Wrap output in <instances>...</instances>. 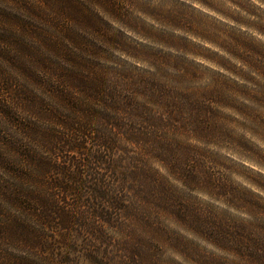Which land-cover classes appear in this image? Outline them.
Instances as JSON below:
<instances>
[{
	"label": "rangeland",
	"instance_id": "rangeland-1",
	"mask_svg": "<svg viewBox=\"0 0 264 264\" xmlns=\"http://www.w3.org/2000/svg\"><path fill=\"white\" fill-rule=\"evenodd\" d=\"M89 2L91 3L93 0H89ZM125 2L126 0H104L106 10L100 8L99 5H94L98 9L99 14H102L113 26H118L124 34L119 31L114 33L111 30H105L110 25L92 12L88 7L87 0H52L47 2V4L42 1L40 2V0H0V47H2L3 42L1 38H5L8 40V45L17 41L35 46L38 50H44V46L38 39H35L30 34L22 33L19 23H25L29 27L36 26L41 28L50 37H58L60 35L59 30L63 34L71 31L72 33L75 32L74 34L79 38V43H77L78 49L77 47L74 48V45L70 43L68 44L70 46L68 49L79 57L93 63L97 70L102 71L103 69L106 71L108 77L120 85L118 88L120 98L123 100L131 96L134 98V105L132 107L135 109L134 115L130 112V114L126 112L121 114L127 117L138 114L136 127L133 130L141 134L142 102L144 101L142 98V76L165 78L171 84L172 81L170 78L179 72L176 68H180L181 71L187 68L191 76L187 82L202 87L209 80L214 81L213 88H216L223 96V100L229 104L227 106L214 105V108H217L221 115L219 122L222 126V130L216 132L214 137H222L224 130L230 129V135L233 138L230 141L231 143L235 144L236 138L243 134L244 140L249 145H253L259 149L261 154H264V140L258 134L251 131L249 127L237 123V120L243 118V111H246L241 109V105L244 102L252 103L249 100V96L253 95L247 88L238 87L237 85L245 84L251 86L253 84V74L261 80H264V39H261V37H264V32L256 27L246 26L234 18L236 9H239L241 13L245 11L243 8H240L239 0H206L204 4L206 18L193 20L190 24L186 23L184 26L165 23L163 27L166 31L163 34L154 29L149 30L139 24L133 29L121 23L116 16L124 13L123 4ZM57 3L68 8L71 5H76L80 9L79 17H77L79 18L77 19L79 24L74 20H70L65 16H59L61 14L54 12V6ZM145 3H152L159 11H164V8L170 6V0H145ZM42 4L53 9L51 10L52 17H46L43 13H41V17L33 14L31 11L32 8H38L39 12H42L40 7ZM232 5H235V7H232ZM141 15L145 16L144 13H141ZM10 19L13 21H10ZM145 19L153 23H158L151 15L145 16ZM237 25L239 26V31H234ZM72 26H75L78 31L72 28ZM245 28L248 29V34L242 35L241 33ZM167 30H170L172 35H168ZM79 31L85 32L86 35ZM127 36L133 37L137 42L132 41ZM115 55L131 62L137 67L130 69L126 61ZM49 56L53 59L55 58L51 54ZM189 61L207 66L213 70L212 74L205 73L203 69L196 68ZM5 69H7V73ZM158 70L164 73L166 77H161L158 74ZM194 72L199 79L193 76ZM3 77L9 78L7 79L10 82V87L7 88L5 86ZM0 79V107L10 111L12 118L16 122L21 121L15 114L20 117L28 116V114L23 109L24 105H21L19 100L17 102V99L12 97L11 94L14 91L21 93V95H28L29 93L33 94L30 90L32 89L35 93L49 100L40 88H36L25 75L1 57ZM22 84L27 87H24ZM0 115L7 117L1 109ZM253 126L255 125L253 124ZM11 127L16 131V135L22 136L27 141L25 136L17 130V126L12 124ZM261 127H264V124ZM184 137V135L180 134L177 138L183 139ZM9 141L17 142L19 145L28 148L8 135L5 129L0 128V152L5 150L3 149V144ZM188 141L191 144L202 145L204 143V141L196 139H190ZM88 145L89 148L96 147L95 141H91ZM36 147L40 148L39 145ZM207 147L216 149L217 145L215 143H209ZM236 148L237 151H233L231 148L221 147L219 151L225 157H230L232 161H238L248 168L253 170L261 168V165L256 163L255 159H249L247 155L240 154L241 152L245 154L249 153V148H245L240 144H236ZM189 152L191 160L193 161L191 170L196 176L198 170H203V161L200 157L204 153L199 150L194 151V149L189 150ZM114 153L116 158H118L117 162L120 169L128 175L127 184L132 179L128 174L132 160L148 156L142 150V140L140 143H132L126 141L123 137L118 138V148L114 150ZM252 155L255 156L256 153L253 152ZM166 159L167 161L174 160L171 157H166ZM150 162L153 167H157L163 171L159 160L151 159ZM227 162L225 161V163ZM217 167L225 173L229 172V168L224 167V164H218ZM98 170L100 172H106L104 167H100ZM181 172H183L182 167ZM107 173L112 175L110 172ZM231 176L234 181L246 184L254 190L260 191L255 184L250 183L243 175L232 171ZM1 177L9 185L13 187L18 186L12 178L6 176ZM148 178L154 179L152 177ZM206 182L216 190L218 195H220L219 192H221L220 189L222 188L226 190L224 191L226 195L223 194L221 196H227L229 199L236 197V193L231 186L226 184L219 175L213 178L212 173H207ZM127 184L126 190H122L123 192L121 191L119 193L123 210L114 212L116 218L112 222L113 225L100 223V231L97 234V238L90 231L80 232V234L74 231L70 232L67 235V241L69 244H74V248L70 249L64 244L63 238L60 236L63 232L60 230L42 232L44 234L47 233L48 238L55 244L51 252L48 253V255L53 257L52 264H65L62 262L61 255H69L70 259L73 260L71 261L73 264H127V255L123 248L124 246H121V242L124 237L128 236L130 231L139 229L136 216L127 208L126 197H129L132 192L131 188L127 187ZM160 190L162 193L165 191L162 185L160 186ZM200 195L206 197L207 193H200ZM71 198L69 197L67 200L71 202ZM217 203L223 205L222 200H218ZM226 206L230 207L233 212H241L243 214L242 209L231 207L230 205ZM182 214L192 218H198L202 214V210L192 204H187L182 207ZM167 222L171 227H176L180 231H184L174 220L168 219ZM207 234L212 240L222 246H234L237 250L243 249L246 254L249 252L247 246L248 238L251 241L253 240L257 245L253 250H256L257 254L264 256V236L253 235L249 230L244 229L243 226L235 225L229 219L221 218L215 221L212 228L207 230ZM145 235L147 234L145 233ZM187 235L189 237L194 236L191 232H188ZM195 238L199 239L201 244L213 247L209 241L199 237ZM242 240L246 242L242 243ZM177 243L179 244L181 242L177 241ZM7 245H9L8 242L0 244V261L9 262L12 257L24 256L34 264H43V262L39 261L38 257L28 256L24 249H18V255L9 251ZM173 254L177 256L178 260H183V257L177 253ZM202 264H213V262L205 260Z\"/></svg>",
	"mask_w": 264,
	"mask_h": 264
},
{
	"label": "trees",
	"instance_id": "trees-1",
	"mask_svg": "<svg viewBox=\"0 0 264 264\" xmlns=\"http://www.w3.org/2000/svg\"><path fill=\"white\" fill-rule=\"evenodd\" d=\"M41 1L47 4L52 0ZM54 9V12L61 14L59 16H65L70 20L75 19L78 22L80 9L76 5L68 8L57 3ZM31 11L38 17H41L43 13L39 12L38 8H32ZM10 21L13 20L10 19ZM19 26L22 33L30 34L38 39L44 46V50H38L35 46L17 41L8 45V40L1 38L3 42L0 47V50L2 48L0 57L17 68L36 88H40L50 101L54 103L64 101L70 105L76 111L78 120L71 113H64L61 123L52 121L61 132L48 135L49 142L55 146L51 149H44V151L50 155L54 164H50L34 150L23 147L17 142L9 141L3 144L5 150L0 152V171L2 172L0 174V244L15 242L26 247L48 249H52L55 245L48 238L47 233L37 231L24 219L11 215L4 206L5 202H11L22 210L33 213L39 209L45 230L58 229L63 232L60 236L64 244L73 249L74 244H69L67 241V235L70 232L80 234V232L90 231L97 238L100 223L113 225L112 222L116 218L114 212L123 210L119 193L126 190L128 175L120 169L118 158L114 153V150L118 148L119 137L132 143H140L142 140V150L147 155L144 145L150 138L149 131L152 130H155L158 135L167 134L178 137L182 134L187 141L190 139L204 141L203 135L198 138V135L192 131L193 128H199L200 132L209 138L214 137L216 132L222 130L219 122L221 115L214 105L227 106L229 104L223 100V96L216 88H212L206 94L201 93L198 88L196 90L183 88L182 85L191 78L187 68L183 71L176 68L179 72L172 75L171 84L165 78L142 76V98L144 99L142 102V134L134 132L138 114L128 117L121 114L130 112L134 115L135 109L132 108L134 98L132 96L126 100L120 98L118 93L120 85L111 80L106 71L97 70L93 63L68 49L69 43L78 49L79 38L74 34L75 32L63 34L59 30L58 37H50L36 26L29 27L25 23H19ZM50 54L55 58H51ZM64 64L69 67H65ZM159 72L158 70L161 77H166L164 73ZM7 78L2 79L8 88L10 82ZM11 95L17 99V102L19 100L20 104L24 105L23 109L32 119L36 118V111L45 110L43 101L34 94L21 95L14 91ZM82 95L84 100L79 103L71 98ZM0 109L10 121L14 122L15 126L17 123L21 128L30 132L37 130L34 122L26 120L16 122L10 111L3 107ZM176 113L180 114L181 119H177ZM20 133L25 136V139H29L23 132ZM154 135L153 133L152 136ZM91 141H95L96 147L89 148L88 144ZM158 147L161 149L159 153L161 159L167 161L166 157H171L174 159V167H180L183 162L185 167H182V174L193 180L197 179L191 170L192 165L186 166L187 161L191 159L190 149L183 148L174 141H164L159 143ZM178 152L181 153L179 158L177 157ZM18 154L22 159L14 162ZM26 161L35 162L36 166L45 172L51 167L50 175L46 178L51 183L41 184L38 187L45 197L51 190L55 202H49L36 193L26 191L20 185L13 187L3 180L1 176L8 178L28 176L29 173L24 168L27 166ZM100 167H104L106 172H100L98 170ZM9 173L10 176L7 175ZM220 191V195H226L225 189L221 188ZM69 197H72L71 202L67 200ZM12 211L19 212L20 209L14 208ZM243 242L246 241L242 240ZM247 246L249 251L247 255L253 257L257 264H264V256L253 250L257 246L255 242L247 238ZM61 259L65 264H73L69 255H61ZM0 264L34 263L24 256H19L12 257L9 262L0 261Z\"/></svg>",
	"mask_w": 264,
	"mask_h": 264
},
{
	"label": "clouds",
	"instance_id": "clouds-1",
	"mask_svg": "<svg viewBox=\"0 0 264 264\" xmlns=\"http://www.w3.org/2000/svg\"><path fill=\"white\" fill-rule=\"evenodd\" d=\"M87 3L96 16L110 25L105 30H111L114 33L117 31L123 32L118 26H113L102 14L98 13V9L94 5H99L100 8L105 9L104 0H93L91 3L87 0ZM205 3L206 0H170V6L164 8V11H159L152 3H145V0H126L123 4L124 13L116 16V18L130 28L135 29L137 24H139L149 30L154 29L163 34L166 31L163 27L165 23L184 26L186 23L190 24L193 20L206 18ZM239 4L240 8H243L245 11L241 13L239 9H236L234 18L246 26L256 27L264 32V0H239ZM40 7L46 17H52L51 10L53 9L43 4ZM232 7H235V5H232ZM141 13H144L145 16L151 15L158 23L148 21ZM73 20L79 24L75 19ZM72 28L76 29L75 26H72ZM234 31H239L238 25L234 28ZM82 33L86 35L85 32ZM167 34L172 35V32L167 30ZM241 34L247 35L248 29L245 28ZM127 37L137 42L133 37ZM261 39H264V37H261ZM115 56L119 57L118 55ZM126 62L130 69L137 67L131 62ZM189 62L193 63L196 68L203 69L205 73L212 74L213 70L207 66L200 65L194 61ZM113 66L115 67V65ZM5 72L7 73V69H5ZM193 76L199 79L195 72ZM252 79L253 84L251 86L245 84L237 85L238 87L247 88L253 94L249 96V100L252 103L244 102L241 105V109L246 111H243V118L237 120V123L249 127L251 131L258 134L264 140V127H261L264 124V80L256 77L255 74H253ZM23 86L27 87L26 85ZM182 87L192 88L193 90L198 88L201 93L206 94L214 87V81L209 80L202 87L185 82ZM30 90L43 101L45 110L36 111L35 119L28 116L20 117L17 114L15 115L20 121L34 122L37 125V130L30 132L15 123L17 130L29 137L25 141L22 136L16 135V131L12 129L11 125L14 122L3 115H0V128L5 129L8 135L18 140L21 144L34 150L40 157L47 159L50 164H54L50 155L44 151V149H51L55 146V144L49 142L48 135L53 132L57 134L61 132L52 121L61 123L62 114L64 113H71L76 120H78V117L76 111L64 101L54 103L46 100L42 95L35 93L34 90ZM71 98L76 103L84 100L83 95ZM175 115L177 119H181L179 113ZM192 131L198 135V138L203 135L204 143L202 145L190 144L186 137L181 139L167 134L158 135L155 130L149 131L150 138L144 145L148 156L132 160L131 167L128 170V174L132 179L127 184V187L131 188L132 192L129 197H126V200L127 208L137 218L139 229L130 231L128 236L124 237L121 242V246H124L123 248L127 255V264H202L205 260H210L213 264H257V261L247 255L243 249L237 250L234 246H222L212 240L208 236L207 230L212 228L215 221L223 218L229 219L237 226H243L244 229L249 230L253 235L264 236V154H261L258 148L249 145L244 140L243 134L236 138L235 144L231 143L230 141L233 138L230 135V129H225L223 136L219 138H209L207 135L202 134L199 128H193ZM153 133L155 134L154 137L152 136ZM164 141H174L179 143L183 148L199 150L204 153L200 157L203 161V170L196 172L197 179L193 180L182 174L181 167H185L183 162H181V167H174V161L161 159L159 155L161 149L158 147V144ZM209 143H215L217 148L212 149L207 147ZM36 144L41 145V147L37 148ZM236 144L249 148V153L245 154L241 152L240 154L247 155L249 159H255L256 163L261 165V168L255 170L248 168L238 161H232L230 157H225L219 151L221 147L237 151ZM253 152L256 153L255 156L252 155ZM180 156L181 153L178 152L177 157L179 158ZM20 159L22 158L18 154L15 160H11L18 162ZM151 159L159 160L163 171L157 167H153L150 162ZM225 161L228 162L225 163ZM26 163L27 166L24 168L28 171L29 175L20 178L12 177L14 182L22 186L26 191L36 193L49 202H55L51 190L48 191L45 197L38 187L41 184L51 183L46 179L50 175L49 169L51 167L45 172L38 168L35 162L26 161ZM192 163L193 161L189 159L186 166L190 167ZM218 164H224V167L229 168V172L225 173L221 171L217 167ZM232 171L243 175L246 180L255 184L260 191H256L246 184L234 181L231 176ZM207 173H212L213 178L219 175L226 184L231 186L236 193V197L229 199L218 195L216 190L206 182ZM7 175L10 176L11 174ZM161 185L165 189L163 193L160 190ZM200 193H207V196L202 197ZM218 200H222L223 205L218 204ZM187 204L198 207L202 210V214L198 218L183 215L182 207ZM226 205L242 209L243 214L231 211V208ZM4 206L11 215L24 219L37 231L47 232L43 227L44 221L39 215V209L33 213L28 210H22L11 202H5ZM14 208H19L20 211H12ZM168 219L174 220L184 231L171 227L167 222ZM188 232L193 233L194 236L189 237L187 235ZM195 237L209 241L213 247L201 244L200 240ZM177 241L181 243L178 244ZM7 247L9 251L18 255V249L23 248L28 256L38 257L39 261L43 262V264H52L53 257L48 255L51 249L45 247H26L15 242L7 245ZM173 253H177L183 257V260H178L177 256Z\"/></svg>",
	"mask_w": 264,
	"mask_h": 264
}]
</instances>
